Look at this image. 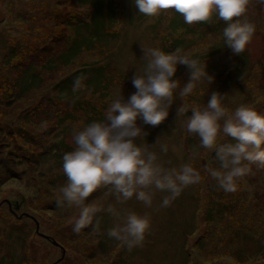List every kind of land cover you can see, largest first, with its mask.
Masks as SVG:
<instances>
[{"label": "rangeland", "instance_id": "374dc122", "mask_svg": "<svg viewBox=\"0 0 264 264\" xmlns=\"http://www.w3.org/2000/svg\"><path fill=\"white\" fill-rule=\"evenodd\" d=\"M0 264H264V0H0Z\"/></svg>", "mask_w": 264, "mask_h": 264}, {"label": "trees", "instance_id": "16d2710c", "mask_svg": "<svg viewBox=\"0 0 264 264\" xmlns=\"http://www.w3.org/2000/svg\"><path fill=\"white\" fill-rule=\"evenodd\" d=\"M94 18H96V14L94 15ZM94 25H95V24H94ZM96 25H98V24L96 23ZM64 82H65V81H64ZM64 82H63V83H64ZM63 83H62V84H63ZM66 85H67V83H64V86H63V87H64V90H65V89L68 90V87H67Z\"/></svg>", "mask_w": 264, "mask_h": 264}]
</instances>
